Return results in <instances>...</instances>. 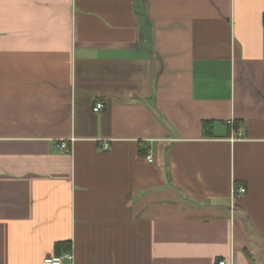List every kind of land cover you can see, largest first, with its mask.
Listing matches in <instances>:
<instances>
[{
    "label": "crops",
    "instance_id": "1",
    "mask_svg": "<svg viewBox=\"0 0 264 264\" xmlns=\"http://www.w3.org/2000/svg\"><path fill=\"white\" fill-rule=\"evenodd\" d=\"M61 242L264 264V0H0V264Z\"/></svg>",
    "mask_w": 264,
    "mask_h": 264
},
{
    "label": "built area",
    "instance_id": "2",
    "mask_svg": "<svg viewBox=\"0 0 264 264\" xmlns=\"http://www.w3.org/2000/svg\"><path fill=\"white\" fill-rule=\"evenodd\" d=\"M143 1H149V0H143ZM103 108V104L102 103H96L95 106H93V111H99ZM228 125H232L233 124V121L232 120H228L226 122ZM241 138V130L239 129L238 130V134H237V138L236 139H239ZM236 139H232V140H236ZM67 147L66 143L65 142H62L60 144V149L61 150H65ZM101 149L102 150H107L108 149V144L107 143H103L101 145ZM147 159L151 160V157L150 156H147ZM245 189L243 187H239L237 188V190H233V194H237V193H244ZM72 260V254L70 252H67V253H64L63 255H60V256H46L44 259H43V262L44 263H47V264H64V263H67V262H71ZM217 264H227L225 260H219L217 262Z\"/></svg>",
    "mask_w": 264,
    "mask_h": 264
},
{
    "label": "trees",
    "instance_id": "3",
    "mask_svg": "<svg viewBox=\"0 0 264 264\" xmlns=\"http://www.w3.org/2000/svg\"><path fill=\"white\" fill-rule=\"evenodd\" d=\"M206 124H207V122L204 123V127L206 126ZM69 247H70L69 244L63 243V242L55 244V250H56L55 251V256H60V255H62L64 253L69 252L68 251Z\"/></svg>",
    "mask_w": 264,
    "mask_h": 264
}]
</instances>
